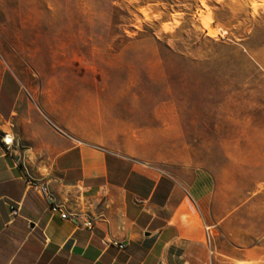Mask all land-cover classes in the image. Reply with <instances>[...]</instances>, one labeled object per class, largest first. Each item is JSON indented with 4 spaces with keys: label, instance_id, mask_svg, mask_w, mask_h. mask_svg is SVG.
<instances>
[{
    "label": "rangeland",
    "instance_id": "obj_1",
    "mask_svg": "<svg viewBox=\"0 0 264 264\" xmlns=\"http://www.w3.org/2000/svg\"><path fill=\"white\" fill-rule=\"evenodd\" d=\"M0 97L100 102L264 214V0H0Z\"/></svg>",
    "mask_w": 264,
    "mask_h": 264
},
{
    "label": "crops",
    "instance_id": "obj_2",
    "mask_svg": "<svg viewBox=\"0 0 264 264\" xmlns=\"http://www.w3.org/2000/svg\"><path fill=\"white\" fill-rule=\"evenodd\" d=\"M50 98L42 107L51 125L28 97H0V119L16 136L9 149L0 133V264H264L258 192L236 203L212 168L156 152L154 127H133L98 102L79 130L73 109L58 118ZM24 176L46 182L76 219L52 214Z\"/></svg>",
    "mask_w": 264,
    "mask_h": 264
},
{
    "label": "built area",
    "instance_id": "obj_3",
    "mask_svg": "<svg viewBox=\"0 0 264 264\" xmlns=\"http://www.w3.org/2000/svg\"><path fill=\"white\" fill-rule=\"evenodd\" d=\"M4 136H5V133L1 132L2 143H3V137ZM23 181L28 188L34 189L39 194V196L47 204L48 209L52 214L59 215L61 219H67V218H72L74 220L76 219V217L73 215L69 216L65 212L63 205L60 204L58 201H56L54 195L50 192L46 182L41 181L39 179H36L32 176H24ZM12 212L14 213V211H12ZM82 226L84 228H87V229H92L93 223L91 221H84L82 223ZM212 230H213L212 227H204L205 242L209 247V253L211 256L214 254V248L212 245ZM116 247L120 250H123L125 246L123 244H118V245H116Z\"/></svg>",
    "mask_w": 264,
    "mask_h": 264
},
{
    "label": "clouds",
    "instance_id": "obj_4",
    "mask_svg": "<svg viewBox=\"0 0 264 264\" xmlns=\"http://www.w3.org/2000/svg\"><path fill=\"white\" fill-rule=\"evenodd\" d=\"M3 131H5V136L3 137V143L8 146L9 149L12 148L14 141H16L15 134L11 131L10 126H6ZM26 163L35 164L36 155L32 153L31 149H27L25 152Z\"/></svg>",
    "mask_w": 264,
    "mask_h": 264
},
{
    "label": "bare ground",
    "instance_id": "obj_5",
    "mask_svg": "<svg viewBox=\"0 0 264 264\" xmlns=\"http://www.w3.org/2000/svg\"><path fill=\"white\" fill-rule=\"evenodd\" d=\"M207 23V22H206ZM208 24V23H207ZM206 26H209V25H206ZM209 28H207V30H208Z\"/></svg>",
    "mask_w": 264,
    "mask_h": 264
}]
</instances>
